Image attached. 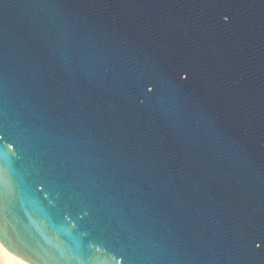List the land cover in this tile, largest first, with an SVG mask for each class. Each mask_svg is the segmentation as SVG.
<instances>
[{"label": "water", "instance_id": "water-1", "mask_svg": "<svg viewBox=\"0 0 264 264\" xmlns=\"http://www.w3.org/2000/svg\"><path fill=\"white\" fill-rule=\"evenodd\" d=\"M0 169L27 264H264V0H0Z\"/></svg>", "mask_w": 264, "mask_h": 264}, {"label": "bare ground", "instance_id": "bare-ground-1", "mask_svg": "<svg viewBox=\"0 0 264 264\" xmlns=\"http://www.w3.org/2000/svg\"><path fill=\"white\" fill-rule=\"evenodd\" d=\"M0 247L3 249V251H0V264H18L19 261H22L21 259L6 251V249L1 244ZM22 264L27 263L22 261Z\"/></svg>", "mask_w": 264, "mask_h": 264}, {"label": "snow or ice", "instance_id": "snow-or-ice-1", "mask_svg": "<svg viewBox=\"0 0 264 264\" xmlns=\"http://www.w3.org/2000/svg\"><path fill=\"white\" fill-rule=\"evenodd\" d=\"M149 91H151V88H149ZM9 183L8 174L3 169H0V194L9 188ZM0 251H3L2 247H0ZM18 264H22V261H19Z\"/></svg>", "mask_w": 264, "mask_h": 264}]
</instances>
